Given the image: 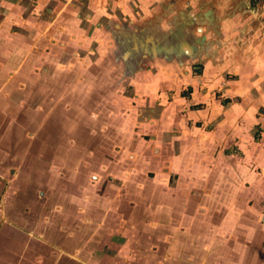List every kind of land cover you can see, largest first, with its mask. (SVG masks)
Returning <instances> with one entry per match:
<instances>
[{
	"label": "rangeland",
	"instance_id": "rangeland-1",
	"mask_svg": "<svg viewBox=\"0 0 264 264\" xmlns=\"http://www.w3.org/2000/svg\"><path fill=\"white\" fill-rule=\"evenodd\" d=\"M68 1L0 0V24L6 33L17 31L20 39L25 35V22H50L58 15L68 20L77 14L79 2H84L73 0L63 8ZM95 1L104 5L92 20L102 23L99 41L81 50L85 57L82 74L66 77V84H88L81 92L85 105L79 109L82 131L92 132V139L82 138L83 145L91 149L81 152V164L129 166L124 171L130 174L131 185L126 191L145 197L146 211L176 214L179 232L186 231V216L203 212L211 230L219 225L245 228L249 224L241 221L247 219L253 220L255 227L264 226L261 0L251 3L258 9L256 31L242 42H232L240 28L229 26L225 41L208 47L200 42V10L176 13L182 33L176 42L170 35L169 10L164 6L160 13L164 27H159L151 20L152 2L144 7L139 0ZM187 1L178 0L183 4ZM121 2L123 10L119 9ZM11 4L16 5L14 13L9 10ZM91 14L89 7L79 9L84 22L90 21ZM121 20L126 28H117ZM38 28H34L35 33ZM68 31L71 37L74 30ZM205 37L213 39V32ZM186 41L194 45L191 56L185 53ZM66 45L73 48L72 42ZM169 51L174 57L169 58ZM66 113L78 114L73 108ZM115 173L121 179L122 173ZM210 237H215L214 231Z\"/></svg>",
	"mask_w": 264,
	"mask_h": 264
},
{
	"label": "crops",
	"instance_id": "crops-1",
	"mask_svg": "<svg viewBox=\"0 0 264 264\" xmlns=\"http://www.w3.org/2000/svg\"><path fill=\"white\" fill-rule=\"evenodd\" d=\"M89 1L79 2L68 20L58 15L50 22H25L20 39L17 31L6 33L0 24V264H264V226L244 219L245 228L211 230L203 212L186 216V231L179 232L176 214L146 211V198L126 191L129 166L81 164V152L91 149L82 138L92 139V132L82 131L79 109L88 84H66V77L82 74L81 50L99 41L102 23L92 20L104 5ZM138 2L144 7L152 2L154 15H147L155 26L164 27L161 7L169 10L176 42L182 35L174 18L180 10L201 11L205 47L225 41L229 26L240 28L230 41L242 42L259 25L252 0ZM119 5L125 9L123 2ZM87 7L92 14L84 22L79 9ZM15 9L11 4L10 12ZM118 23L119 29L128 26ZM66 26L74 30L71 37ZM209 31L213 39H206ZM71 42L73 48L66 45ZM186 43L191 56L194 45ZM71 108L78 114L67 115ZM115 172L122 173L121 179Z\"/></svg>",
	"mask_w": 264,
	"mask_h": 264
},
{
	"label": "built area",
	"instance_id": "built-area-1",
	"mask_svg": "<svg viewBox=\"0 0 264 264\" xmlns=\"http://www.w3.org/2000/svg\"><path fill=\"white\" fill-rule=\"evenodd\" d=\"M261 2L263 3V7H264V0H261Z\"/></svg>",
	"mask_w": 264,
	"mask_h": 264
}]
</instances>
